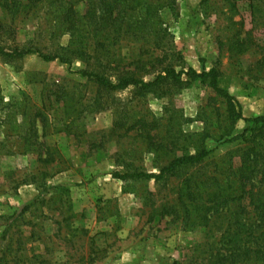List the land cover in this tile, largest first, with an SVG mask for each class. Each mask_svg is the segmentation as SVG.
Instances as JSON below:
<instances>
[{"label": "rangeland", "instance_id": "rangeland-1", "mask_svg": "<svg viewBox=\"0 0 264 264\" xmlns=\"http://www.w3.org/2000/svg\"><path fill=\"white\" fill-rule=\"evenodd\" d=\"M152 1L160 10L145 50L146 41L125 36L114 48L116 62L101 72L112 81L134 76L150 83L168 66L198 73L216 67L244 117H264V54L255 48L235 55L227 46L243 22L242 37L264 48V0H234L235 12L223 0H177L167 8ZM3 4L0 48L72 63L0 54V264H209L206 252L235 227L239 209L215 215L204 231L191 208L195 183L220 179L252 146L256 125L240 120L231 127L228 105L209 83L185 78L184 88L168 81L151 92L107 91L77 74L99 65L67 52L72 38L57 27L54 10L29 7L13 15ZM203 148L211 156L202 166L161 182L115 177L159 174Z\"/></svg>", "mask_w": 264, "mask_h": 264}, {"label": "trees", "instance_id": "trees-1", "mask_svg": "<svg viewBox=\"0 0 264 264\" xmlns=\"http://www.w3.org/2000/svg\"><path fill=\"white\" fill-rule=\"evenodd\" d=\"M164 3V7H171L177 0H158ZM158 2V3H159ZM230 4L231 11H237L234 0H223ZM10 14L17 15L26 11L29 7L42 10L48 6L54 10L55 22L63 34H69L72 38L67 52L76 58L89 64L92 60L99 65L93 71H80L77 74L94 82L107 91H125L131 87L139 88L144 92H151L163 86L168 81L176 83L180 88L185 86V78L190 83L200 81L202 84L209 83L213 91L226 101L227 113L231 127L243 120L256 125L250 136L248 146L241 149L237 161L231 162L227 169H223L218 177H207L206 181L196 182L197 216L201 217V226L206 231L215 215H229L235 207L239 209L236 213L235 227L225 231L219 242L211 248L205 260L209 264H264V117L247 119L244 117L240 103L228 91L220 86L221 71L213 68L210 72L198 73L190 68L177 71L168 66L162 74L154 81L146 83L134 76H122L116 81L101 72L107 65L116 62V43L125 36L134 37L142 43L141 50H145L148 37L156 33L157 16L160 6H155L154 1L149 0H30L29 5H24L18 0H4L2 5ZM233 20V18L231 19ZM241 30L233 36L227 44L229 52L235 55H246L255 48L264 54V48L255 44L250 35L242 37ZM3 56L22 59L31 54H39L46 62L61 61L70 65L72 60L61 55H45L39 51H13L6 52L0 48ZM175 56V55H173ZM264 56V55H263ZM95 66V65H94ZM264 67V57L260 61ZM188 81V82H189ZM145 128L148 124L141 123ZM159 123H152L153 130H157ZM134 128L131 129V131ZM209 138V137H208ZM211 152L203 148L199 152L175 159L168 166L162 168L159 174H150L143 171L116 172L115 177L123 182L126 181H152L161 182L169 177H174L181 169L202 166ZM218 183L216 190H209L208 182ZM185 192V191H183ZM186 193V192H185ZM191 195V194H187ZM186 195L181 199L186 200ZM186 210L189 209L187 201L184 202ZM183 205V206H184ZM176 208V206L172 207ZM253 210H249L252 209ZM164 210H170L164 207ZM249 210V211H247ZM258 218L261 224L252 217ZM249 216L242 220L243 216ZM210 216V217H209ZM252 220V221H251ZM198 226V225H197ZM205 252V251H204Z\"/></svg>", "mask_w": 264, "mask_h": 264}]
</instances>
